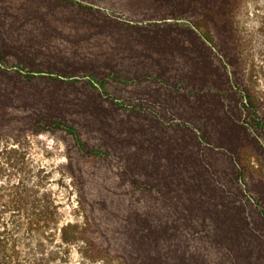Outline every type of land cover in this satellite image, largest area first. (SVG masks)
I'll list each match as a JSON object with an SVG mask.
<instances>
[{"label": "trees", "instance_id": "1", "mask_svg": "<svg viewBox=\"0 0 264 264\" xmlns=\"http://www.w3.org/2000/svg\"><path fill=\"white\" fill-rule=\"evenodd\" d=\"M247 4L0 0V264H53L55 238L66 262L78 245L107 263L264 264V19L244 27ZM46 134L81 224L31 175Z\"/></svg>", "mask_w": 264, "mask_h": 264}, {"label": "rangeland", "instance_id": "2", "mask_svg": "<svg viewBox=\"0 0 264 264\" xmlns=\"http://www.w3.org/2000/svg\"><path fill=\"white\" fill-rule=\"evenodd\" d=\"M241 23L244 27L250 29H256L262 19H264V0H248L246 8H242L240 11ZM264 90V83L260 86ZM66 148L63 143L54 140L49 135H40L33 139V148L31 150V158L34 160L35 167H33L31 175L40 177L43 181L42 189L39 193L50 191L52 197H55L60 203L61 219L64 223H83V212L79 208L77 194L75 188L72 185L70 178L63 173L61 166L66 162L64 156ZM6 219H9L14 210H1ZM16 239L21 243H27L36 247L37 241L34 239L31 242L30 238L20 233L15 235ZM51 238V236H50ZM50 244V247L59 248L62 254L58 255V258L53 261V264H117L112 261L107 263L103 260L91 261L79 252V246H70V253L68 260H64L65 253L63 246L60 248L57 238Z\"/></svg>", "mask_w": 264, "mask_h": 264}]
</instances>
